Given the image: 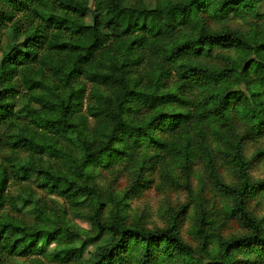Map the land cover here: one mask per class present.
Listing matches in <instances>:
<instances>
[{
  "label": "trees",
  "instance_id": "obj_1",
  "mask_svg": "<svg viewBox=\"0 0 264 264\" xmlns=\"http://www.w3.org/2000/svg\"><path fill=\"white\" fill-rule=\"evenodd\" d=\"M260 9L264 15V0H0V264H164L166 257L236 264L233 251L264 256L261 222L247 208L264 181L250 180L238 141L229 143L236 187L217 176L202 148L215 188L233 199L227 214L249 230L219 237L218 252L209 249L202 215L195 247L174 221L127 224L125 195L100 191L90 171L112 169L145 143L188 164L189 139L181 147L161 140L155 126L185 134L211 122L234 132L233 113L248 134H262L264 34L211 32L197 19L200 12L248 19ZM217 47L239 57L222 69L192 61L212 58ZM142 112L152 115L141 119ZM135 174L129 190L142 186L141 170ZM43 196L61 201L62 211ZM108 203L113 214L105 219ZM68 210L89 229L68 226Z\"/></svg>",
  "mask_w": 264,
  "mask_h": 264
},
{
  "label": "rangeland",
  "instance_id": "obj_2",
  "mask_svg": "<svg viewBox=\"0 0 264 264\" xmlns=\"http://www.w3.org/2000/svg\"><path fill=\"white\" fill-rule=\"evenodd\" d=\"M151 1L154 3L181 0ZM197 19L206 30L211 32L232 30L243 36L254 34L256 37L264 34L262 9L259 10V16L253 18L248 16V19L232 15L218 21L207 12H200ZM190 31L188 28L187 33ZM3 33L4 28H0V38L3 37ZM2 40L4 42L6 39L2 38ZM102 55L101 51L93 54L88 65L100 59ZM238 57V52L232 48L217 47L213 51L212 58H192V61L208 68L222 69ZM168 81L170 85L174 83V79ZM151 115L152 113L142 112L138 117L149 119ZM230 118L233 120L234 132L229 127L211 122H206L198 128L190 127L185 134L181 129L175 132L168 131L169 129L163 125L153 128V133L159 139L174 141L180 147L185 144L186 139H189L188 164H185L180 154L175 156L162 154L152 144L145 143L133 157L119 161L112 169L91 168L93 181L104 193L119 197L125 195V203L128 206L124 213V221L127 224H138L146 229H154L163 228L174 221L179 235L194 247L199 244L196 231L198 219L202 215L207 223L205 226L207 234L212 237L209 240V249L218 252L220 239L244 236L249 230L238 219L227 214L226 210L233 205V199L215 188L202 148L205 147L211 154L217 176L225 184L236 187L239 179L231 162L234 146L229 143L238 141L242 156L247 162L250 180L264 181V131L260 135L248 134L246 124L238 120L235 114L231 113ZM138 169L142 172V186L136 190H129ZM185 178L188 182L186 188L183 187ZM43 198L49 203L56 202L59 212L62 211L61 201L52 197L43 196ZM247 208L251 215L261 222L264 234V191L250 198ZM111 214H113L112 205L108 203L104 207L103 217L109 219ZM66 223L78 230L89 229L86 222L73 217L69 210L66 212ZM131 254L133 258L136 257L135 252ZM262 254L258 251H233L231 257L236 264H264ZM179 262L180 258L166 257L164 264Z\"/></svg>",
  "mask_w": 264,
  "mask_h": 264
}]
</instances>
